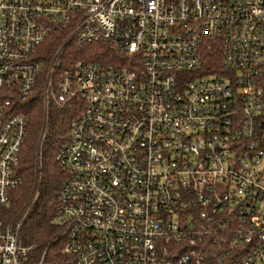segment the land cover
I'll return each mask as SVG.
<instances>
[{
    "label": "built area",
    "instance_id": "2783aa9c",
    "mask_svg": "<svg viewBox=\"0 0 264 264\" xmlns=\"http://www.w3.org/2000/svg\"><path fill=\"white\" fill-rule=\"evenodd\" d=\"M98 41L115 63L68 56ZM38 90L72 116L70 264H264V0H0V207ZM20 226L0 219V264H51Z\"/></svg>",
    "mask_w": 264,
    "mask_h": 264
},
{
    "label": "trees",
    "instance_id": "16d2710c",
    "mask_svg": "<svg viewBox=\"0 0 264 264\" xmlns=\"http://www.w3.org/2000/svg\"><path fill=\"white\" fill-rule=\"evenodd\" d=\"M61 35H55L42 48L43 59L47 60L49 54L63 42ZM67 47L68 56L71 58L84 55L86 59L100 64L116 62L117 55L103 41L79 48L72 45ZM34 101L38 103H34L32 99L22 107L29 123L17 168L21 183L10 191L11 197L7 206L0 207V219L6 223H21L18 238L22 245L31 247L29 256L32 261L43 257L51 264H70V254L66 251L68 239L62 233V226L54 220L58 208L57 190L66 179L55 155L59 146L66 141L67 127L63 128L59 124L56 131L52 132L50 129L52 120L58 123L56 112L67 109L51 104L45 127L41 117L40 90ZM53 112L55 118L51 117Z\"/></svg>",
    "mask_w": 264,
    "mask_h": 264
},
{
    "label": "rangeland",
    "instance_id": "374dc122",
    "mask_svg": "<svg viewBox=\"0 0 264 264\" xmlns=\"http://www.w3.org/2000/svg\"><path fill=\"white\" fill-rule=\"evenodd\" d=\"M36 95H38V91H36L35 92V95L33 96V97H31V99L30 100H32L33 99V102L34 103H38V102H35L34 101V98L36 97ZM41 110H42V113H41V117H42V119H43V122H44V125H45V127H46V125L47 124H45V120L47 119V117H45V112H44V109H43V105H42V103H41ZM49 112H50V110H48L47 111V114H48V116H49ZM57 114V117H59V118H57V121H58V123H54V120H52L51 121V123H50V129L52 130V132H54V130L56 131L57 129H58V125L59 124H62L63 125V128L65 127H67L66 128V131H67V137H68V133H69V131H68V129H69V127H70V123H71V119H72V116H71V111L70 110H59L58 112H56ZM52 114V118H55L54 117V112L53 113H51ZM45 130V129H44ZM67 139V138H66ZM39 147L41 148V145H39ZM40 157H41V154H40ZM35 197H36V195H35ZM34 197V198H35Z\"/></svg>",
    "mask_w": 264,
    "mask_h": 264
}]
</instances>
